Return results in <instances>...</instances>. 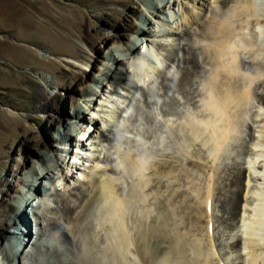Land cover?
Listing matches in <instances>:
<instances>
[{
  "label": "bare ground",
  "instance_id": "obj_1",
  "mask_svg": "<svg viewBox=\"0 0 264 264\" xmlns=\"http://www.w3.org/2000/svg\"><path fill=\"white\" fill-rule=\"evenodd\" d=\"M118 1V4H124L130 0ZM132 3L136 8L140 3L149 7L154 22L163 29L159 34H154V29L151 35L146 34V29L149 31L152 27L145 28L144 25L137 27L133 35L108 32L107 37L113 42L107 53L112 58L116 52L122 58L114 57L111 62L104 63L101 76H95L93 83L84 84L80 103L76 105L74 116L69 117L72 119L68 125L62 119L55 122L57 127H63L55 149L48 148V145L42 149L39 138H34L39 154L29 155L33 162L30 168L25 163H18L21 167L18 165L7 171L12 180L1 179L0 183L8 185L2 200L4 203H8V197L21 192L17 206L9 208L11 215L0 209V226H6L0 230L1 263L40 264V255L48 253L53 246L48 245L53 241L45 239L48 227L60 220L49 213H53L54 204L62 202V221L69 230H61L57 235L62 237L64 246L59 257H51L56 259L54 264H264V0H162L154 5L148 0H133ZM166 8L173 9L170 12L172 21L166 22L161 17ZM131 11L136 16L134 10ZM117 12L114 11V15ZM136 19V22L140 21L139 17ZM182 27L194 28L193 41H198L204 56L206 54L203 61L207 71L201 69L205 64L199 62L194 48L188 56L184 55L188 66L184 68L179 89L186 92L185 98L190 100L186 103L191 106L183 104L180 110L176 101L181 103L182 100H175L169 104L170 110L162 112L164 102L159 106L155 100L157 93L149 84L153 81V74L161 76L163 60H169V71L172 68L176 56L174 58L171 48L177 45L180 38L177 34L183 31L185 36L191 35V30ZM124 37L129 41L125 42ZM140 41L153 49L151 55L138 53L135 46ZM155 51L157 61L152 57ZM42 55L48 56L46 53ZM125 60L127 67H124ZM165 77L161 82L164 83ZM196 77L197 86L202 88L194 90L190 99L188 87ZM39 80L51 86L52 93L50 95V89L46 87L47 92L36 93L34 97L49 105L56 98L52 89L56 78L42 72ZM139 85L146 87L144 101L150 104H142V108L145 107L150 116L142 115V108L139 111L129 107L131 92L139 90ZM105 93L107 96L103 98ZM156 103L160 107L157 112L165 120L160 127L154 124L158 118ZM88 109L91 118L86 114ZM9 115L20 117L13 110H9ZM143 117L149 124L147 127L137 125L144 120ZM94 118L97 123L98 119L104 122L103 130L94 128ZM124 121H129L131 126L127 125L128 128L123 130L133 135H120L123 125L115 129V136L111 137L108 132L104 139L107 142L112 140L118 156L113 161L104 160L106 142L99 135L111 130L112 126L118 128L121 123H127ZM250 121L256 124L251 136L244 138V128ZM170 153L177 154L169 156ZM202 155L208 165L193 160L197 170L194 172L188 163L193 157L199 156L201 160ZM231 156L235 161L241 159V164L248 169L244 173L247 185H243L247 197L241 201L245 208L240 209L237 223L230 226L231 233L241 236L233 246L221 241L216 229L214 201L219 170L223 160ZM35 157L43 163L41 166L35 163ZM41 167L47 168L48 172L39 175ZM28 170L33 174L32 178L31 174L27 178ZM192 173H196L199 180ZM46 176L53 178L48 188L51 191L63 189L65 192L72 185L70 180L73 184L85 183L83 185L90 190L84 203L75 197L78 204L69 205L62 197L58 198L59 193L55 198L53 191L41 190L42 182L46 187L47 182H51L42 181ZM23 182L36 197L22 193ZM186 184L189 188L191 184L196 191L194 194L200 197L193 206L188 202L186 189L183 190ZM39 193L41 195L37 197ZM30 199L36 200V208ZM29 207L32 208L29 210ZM38 209L49 212L45 211L40 220V216L34 215ZM191 212L199 217L192 218ZM203 217L205 224L201 223ZM33 226L36 232L30 237ZM193 226H197L199 233ZM98 230H104L102 239L97 235L94 237ZM7 239L10 241L8 246L4 243ZM55 241L58 244L57 239ZM234 252H239V256L235 257ZM29 257L36 261L30 262Z\"/></svg>",
  "mask_w": 264,
  "mask_h": 264
},
{
  "label": "rangeland",
  "instance_id": "obj_2",
  "mask_svg": "<svg viewBox=\"0 0 264 264\" xmlns=\"http://www.w3.org/2000/svg\"><path fill=\"white\" fill-rule=\"evenodd\" d=\"M132 1L133 0H130L128 2L126 1V3L124 1V4H118L120 2L118 0H116V2L112 0H0V181L1 179L6 181H8L9 179H13L7 172L9 168L16 169L18 165L23 163L29 165L28 167L30 168L31 164L33 163L31 161V158L29 159V157L31 156L30 154H39V151L37 150L36 144L34 142V138H39V144L41 145L42 149H44L47 145L48 148L50 147L52 149H55V144H57V142L60 140L59 138L61 137V133L63 134V127H57L55 125V122L62 119L64 120V124L68 125L72 119L69 117L74 116V111L75 109H77L76 105L77 103H80V91L84 84L93 83V79L95 78V76H101L100 73L104 68V63H107L108 61L111 62V59H113L114 57H118L119 60L122 58V56H119V53L113 52L114 57L112 58L111 55L107 53L108 51H111L110 44L113 42V40L108 39V32L111 31L110 33L116 34L126 32L128 33V35H133L134 33H136L135 30L137 27L144 25L145 28L152 27V29H149V31H147L146 29V34L151 35L154 32V29V34H159V31L163 29L161 26L159 27L157 23L154 22L153 17L148 11L150 10L149 7L142 3L138 4V8L133 7L132 5L134 4L132 3ZM160 1L162 0H148L151 5H154L155 3L157 4ZM182 1L184 2V0ZM121 10L122 12H120ZM131 10H134L136 16L140 18V21H137L139 24H137V17L132 15ZM175 10H178V6L175 7ZM114 11L118 12L114 15ZM171 11H173L172 8H166V10L164 9V12L162 11L161 17L163 18V20H166V22H168V20H173L170 17ZM145 16L148 17L146 18L148 19V21H145ZM173 25L175 26V23ZM131 26L136 27L129 30ZM183 28L191 30V35L185 36L183 31H179V33L177 34L178 36H180V38L177 39V45L175 46V48H171L173 53L175 54L174 58L176 56L173 65L170 66V68L172 67L173 69L171 68L169 71V60H163L161 66V76H166L164 83L161 82V80L163 79L160 75L153 74V83L150 82L149 84L150 87L155 89V92L157 93L156 99L153 97L152 98L157 101L159 106L164 102V106L160 109V111L162 112L170 110L169 104L174 103L175 100H182L181 103L179 101H176L178 103L176 107H179L180 110L181 108H183V104L191 106L190 103H186V101L188 100L187 98H185L186 92H180L181 90L179 89L184 68L185 66H188V63L185 62L184 55L188 56L189 52H192L194 48L193 51H197L196 53L199 57V62L201 63V61H203V51L199 43H197L198 41H193L192 36L195 37V35H192L194 34L193 32H195L194 28L189 27V29L186 27H182V29ZM124 41L128 42L129 40L127 37H124ZM142 42H137V46H135V49L138 51V53H147L151 55L153 49H151L146 42L142 45ZM42 53H46L48 56H43ZM152 57L157 61L156 51L152 55ZM205 57L206 54L204 58ZM69 59L71 60L68 61ZM85 63H87L88 66ZM123 63L124 67L128 66L126 60ZM203 63L205 64L204 61ZM84 68H88V70H85ZM201 69H204L203 71H207L206 64L203 65ZM42 72H46L47 75H53L56 78V83L53 86L54 88L52 87V89H54L53 96L55 95L56 98L49 105H44L43 101L40 100L39 102L34 97L36 93L38 94L47 92L46 87L50 89V95L52 93V90L50 88L51 86L49 87L46 83L43 82V80H39V74H41ZM82 78H84V81H82ZM197 80L198 77L193 78L190 82L191 86L188 87L190 88V95L188 96L189 98H192V95H194V90L202 88L201 85L200 87L197 86ZM146 85L147 84H145V86ZM145 86L139 85L137 89H140L136 91L137 93L134 90L133 91L135 93L131 92L129 98H132V100L129 107H131L132 109L142 108V104H150L149 101H144L145 96H147L145 95ZM101 89L102 88L100 87V94L102 93ZM105 94L106 95L102 94L103 98H106L104 96H107V93ZM71 101L73 103H71ZM157 103L155 105L156 112L158 111L157 107L160 108ZM9 110L17 112L18 114H20V117L16 118V116L18 115H15L14 119L9 115ZM141 110L142 111H140L139 109L142 115L145 114V116H147L149 114L148 116H150V113L146 111L145 107ZM86 114L88 118H91L92 114H90V109L87 110ZM129 114L131 115V113ZM156 115L158 118L156 122H154V124H157L158 127H160L161 124L165 123V120L158 112L156 113ZM143 119L145 121L141 120L137 124L139 127L140 124L144 127H147V125H149L148 123H145L146 119L144 117ZM132 121L134 122V120H131V122ZM92 122L94 128L97 129L98 127L97 131L103 130V121L98 119V124L94 118ZM128 122L125 124L121 123L120 127L118 128L116 126H112V131L108 129L105 130V133H103L106 136L103 135V133H101L102 136L101 134L99 135L102 140L106 142V145L104 144L103 150L104 160L106 158L107 160L111 159L113 161V159L118 156L115 148L112 147V140L109 142L105 140L107 135H109L108 132H111V137L115 136V129L118 130L123 125L121 130H119L120 132L118 131L120 135L123 133L125 137H127L129 134L132 136L133 134L128 133V131L125 132L126 130H123V128H128L131 126ZM254 124L256 123L250 121L246 128H244V138H249L251 136L254 129ZM127 125L129 126L126 127ZM47 128L50 129L47 130ZM32 131L34 132V134H31ZM30 138H32L33 140ZM174 154L177 153H170L169 156H174ZM190 155L193 156L196 154L190 153ZM232 157L233 156H231L230 158L232 159ZM230 158L228 157L223 160L222 168H220L219 170V183L217 182L218 187L216 188L214 201L216 204V229L218 228L221 241L224 244L226 243L230 246H233L235 243H238V240L241 239V236H236L234 233H231L230 226L233 223H237L240 209L241 211H243V208H245L243 207V204H241V201L245 197H247V195H245L246 190L243 193V185L244 183L246 184L244 173H247L248 169L247 167L245 168L243 166V163L241 164V159L235 161L234 159L231 160ZM205 159L206 158L204 155H202L201 160L199 156L195 158L193 157L190 159L188 166L194 171L196 170L194 167L195 165L193 164L194 161H200L202 163L204 162L203 164L208 165L206 164ZM27 161H29V164L26 163ZM34 161L40 166L41 164H43L42 162L38 161V158L36 157ZM18 167H21V165ZM41 169L38 171L39 175L48 172L47 168L42 170ZM58 172L60 173V171ZM56 173L57 172L55 171V175ZM26 174L27 178L30 174V177H33V174L30 173V171L29 174ZM192 175L197 180H199V176L196 173H192ZM202 176L205 175L203 174ZM248 177L249 176L247 175L246 180ZM52 179H49L48 176L42 177V181L51 180V182H47V187L44 186L45 184L44 182H42L41 190H44V188L46 190L47 188V190L50 192L51 190H49L48 188L51 187ZM72 182L73 181L70 180V184L72 185L69 186L65 192L63 191V189H52L53 196L57 198V194L59 193L58 198L62 197V199H65L66 204L70 203L71 205H77L78 203L74 199L75 197L79 198L80 202L82 201L84 203V199L87 197L86 195L87 193H89L90 187L88 188L87 186H84L83 184L85 183L74 182L73 184ZM21 186L23 190H21L22 193H27L29 194V196L36 197L33 195V191L29 189V186L27 184H24L23 182ZM7 187L8 185L6 186V183H0L1 201L5 198ZM187 187L189 188V184H186L183 190L186 189V195L189 194L188 202L193 206V204L195 205L196 201H200V197L199 195L194 194L196 193V191L194 187L192 188L191 184L189 189H187ZM36 188H38L37 184ZM170 190L171 188H169V191ZM39 195L41 194H37V197H39ZM20 197L21 192L15 193V195L10 198L8 197V203H4L2 201L3 203L1 204L0 209L2 211L6 210L7 214L11 215L12 211L10 212L9 208L10 206H17V202ZM31 199L30 202H34L33 208H36V206L38 205L36 200ZM57 203L58 205L54 204L52 207L53 213L50 212L49 214H52L53 216H55V218L60 217V220L57 219L58 223L56 222L52 226L50 225L48 227L45 237V239H48V241H53V244H50L48 242V245L53 246L48 250V253L46 252L47 254L40 253L41 255L38 259V261L41 260V263L39 262L40 264H54V259L59 257V253L62 251V248L64 246L62 237L59 236L61 238L60 239L57 235L59 231L68 228L65 221H62L64 218L63 214L61 215V211L62 213H64L62 202ZM31 208L32 207H29V210ZM45 211L47 213L49 212L48 210L38 209V211H36L34 215L36 217L40 216L41 220V218L46 213ZM191 214L192 218L196 219L197 217H199L197 215H194L193 212H191ZM204 218L205 217L202 218L201 222L203 224H205ZM195 224L196 223H194V225ZM4 227L6 226H0V230H4ZM32 228L33 235H30V237H33L34 232H36L35 227L33 226ZM193 229L195 230V232L199 233L197 226H193ZM53 234L54 238L56 237L55 239H57L58 244H56L57 242L52 237ZM94 234V237L97 235L98 238L102 239L105 233L104 230H98ZM51 237L52 239H50ZM11 240H13V238H11ZM157 240L159 241V238H157ZM4 243H6L8 246L10 241L7 239L4 240ZM59 244L61 246H59ZM56 246L58 247L55 248ZM215 248L217 250V247ZM70 254L71 253H69V255ZM54 255H56L55 258H51ZM237 255L239 256V252H234V256L237 257ZM63 258L66 259V256L64 255ZM1 259L2 257L0 250V264L3 263ZM34 261L30 258V262ZM59 262L60 260H58V263Z\"/></svg>",
  "mask_w": 264,
  "mask_h": 264
}]
</instances>
